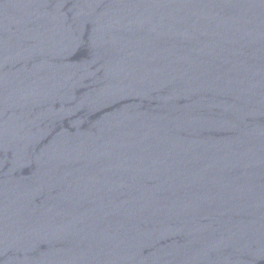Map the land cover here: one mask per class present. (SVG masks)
<instances>
[{"label":"water","instance_id":"1","mask_svg":"<svg viewBox=\"0 0 264 264\" xmlns=\"http://www.w3.org/2000/svg\"><path fill=\"white\" fill-rule=\"evenodd\" d=\"M0 264H264V0H0Z\"/></svg>","mask_w":264,"mask_h":264}]
</instances>
